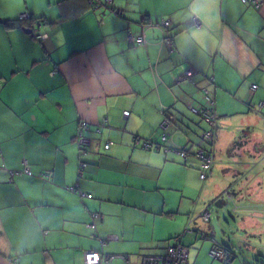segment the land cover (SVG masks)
Here are the masks:
<instances>
[{"label":"crops","instance_id":"0c3cea01","mask_svg":"<svg viewBox=\"0 0 264 264\" xmlns=\"http://www.w3.org/2000/svg\"><path fill=\"white\" fill-rule=\"evenodd\" d=\"M259 1V7L241 0L8 2L7 16H0V264H84L86 251L162 255L173 236L185 234L211 236L205 238L209 249L213 241L227 243L216 239L211 207L225 205L224 197L238 206L246 196L257 199L264 181V158L255 150L264 142ZM20 13L30 21L6 25ZM130 34L144 44L131 43ZM190 67L191 81L181 80ZM204 89L218 115L216 139L207 143L215 161L207 175L212 183L192 204L200 162L175 150H195L198 130L206 127L188 109L204 103ZM165 113L174 118L164 144L172 150L136 145L135 138L161 145ZM80 120L90 127L84 157L74 139ZM226 152L241 163L253 158L257 171L215 169L226 162ZM80 161L86 164L82 173ZM171 169L190 182L176 183ZM173 189L191 202L189 215L178 221L166 195ZM205 189L218 193L213 201L219 204L209 203V195L201 203ZM237 208L234 214L246 212ZM247 216L225 221V229L254 223Z\"/></svg>","mask_w":264,"mask_h":264},{"label":"rangeland","instance_id":"374dc122","mask_svg":"<svg viewBox=\"0 0 264 264\" xmlns=\"http://www.w3.org/2000/svg\"><path fill=\"white\" fill-rule=\"evenodd\" d=\"M10 1L11 0H0V16H7L8 13L4 10L7 8L6 5ZM20 15L21 13L17 15V18H19ZM3 22L4 21H1L0 25L4 26V24H2ZM1 39L2 36L0 35V44ZM2 46H5V43L3 41ZM198 131V140L193 144L194 149L195 146H200L205 149L210 148V146L207 145V143L204 142L201 138V134L203 131L201 126ZM255 150L259 151L261 156L264 158V142L262 144H256ZM224 156L227 157L226 162L220 165L218 164L215 169H219V171H221L222 168H224L225 170L233 169V171H235L236 173H244V175H248L249 173L257 171V168H255L256 164L253 163V158L250 159L249 156V160L245 159L244 163H241V161H233V156L229 152H226V155L223 154V157ZM192 159H189V162H191ZM259 168L264 169V160L262 163H260ZM261 172H263L262 177H264V170H262ZM197 173L199 182H194L193 180L191 181L193 191L192 193L193 196H195L192 198V204L195 203L196 199L194 198H197L200 189L208 184V182L212 183L211 179L207 177L205 180H203L200 178L199 171ZM169 174L176 183L180 184L187 183L188 181L190 182L189 175L188 177L186 176L188 178L187 181V179L183 177V174L178 173L174 169L169 170ZM226 180L230 181V179ZM219 182L222 183L221 180ZM258 189L261 191V197H257V199H255L254 197L249 200L247 199L248 196H246L244 197V201L239 204L240 206H238L237 203H234L233 200H229L228 198L224 197L223 200H225L226 202L225 205L220 208L216 205L211 207L212 217L210 222L215 227L214 230L216 231V239L219 241L227 242L226 244L231 248V251L234 254L233 258L230 261L225 262L213 259L208 254L209 246L207 247V244L210 242V240L202 238L194 240L192 239L193 236L185 234V236L182 238V242L189 248V264H264V181L263 183L259 184ZM217 194L218 193H215L213 195L211 189H205L203 195L201 196V203L204 202L207 195L210 196L208 201H210L209 203H211L215 199V196H218ZM166 195H168V202L170 203V206H173L175 208V213L173 214V216L176 218V221L181 218L182 214L189 215L191 202L187 199L186 196L181 195L178 189L168 191L166 192ZM235 206H237L238 208L234 212H238L239 207L242 210L245 209L246 212L239 211L240 213L234 214L233 208ZM221 210H224V213L221 214V212H219ZM249 210H254V212H249ZM247 215H250L249 217H252V220L254 221V223L249 222V225L251 227H249V225H246L245 228L235 226L233 228L225 229V221L232 224V221H239L240 219H242V217L247 218ZM221 228L224 230V232Z\"/></svg>","mask_w":264,"mask_h":264},{"label":"built area","instance_id":"2783aa9c","mask_svg":"<svg viewBox=\"0 0 264 264\" xmlns=\"http://www.w3.org/2000/svg\"><path fill=\"white\" fill-rule=\"evenodd\" d=\"M91 1V0H90ZM243 3H250L255 7H259L261 1L259 0H241ZM29 18L27 13L21 14L19 16L20 20H26ZM196 22V20H195ZM167 21H163L162 25L166 26ZM40 37V36H38ZM128 40L137 45H143L144 39L142 36H133L129 35ZM164 42L167 45H171V39L165 38ZM194 68L190 67L187 69L181 76V80L191 81L192 76L194 75ZM256 85L252 86L254 90ZM204 103L202 105L189 104L188 109L198 115L202 121L205 123V129L202 131L201 138L204 142L212 145L216 139L218 115L215 109V101L209 92L204 89ZM129 112L124 111L123 115L128 116ZM173 116L169 113L164 114V118L160 124V140L161 145L153 141L152 139L140 140L135 138L134 142L136 145H141L144 149L152 150H162L167 153L170 152L168 146L164 145L169 137L168 128L173 123ZM90 129L86 121L80 120L77 125L76 134H75V143L77 144L79 155L84 157L88 153V148L90 146V139L86 137V132ZM96 131H100L99 128ZM110 143L104 145L105 149L109 148ZM181 157L186 158L192 154L200 162V178L206 179L209 171L211 170L214 164V155L213 152L209 149L196 146L195 150L191 151L190 149H178L175 150ZM86 167L85 162L80 161V169L82 170ZM25 173L31 174L27 169ZM42 177L48 178L47 175L41 174ZM69 191L78 194L81 197L91 198V194H86L81 192L76 186H71L68 188ZM225 195L229 196L228 193ZM200 218L204 222H208L210 219V210L208 208L203 211L200 215ZM192 220L189 221L191 223ZM188 231V230H187ZM208 254L211 258L217 259L220 261H228L231 257V253L228 251L227 247L223 243L213 241L211 247L208 251ZM188 257V248L182 243V236L177 235L171 239V243L167 246L166 252L162 255H144V254H126V255H113V254H103L98 251H86L84 253V264H187Z\"/></svg>","mask_w":264,"mask_h":264},{"label":"trees","instance_id":"16d2710c","mask_svg":"<svg viewBox=\"0 0 264 264\" xmlns=\"http://www.w3.org/2000/svg\"><path fill=\"white\" fill-rule=\"evenodd\" d=\"M146 18V17H145ZM27 20H29L30 21V16H29V18L28 19H26V20H20L19 18H17L16 20H13V21H6V25L7 26H9V27H22V26H24L26 23V21ZM147 20V18L146 19H144L143 21H146ZM219 200L220 199H217V200H215V201H213L215 204H219ZM202 238H211V236H209V235H207V234H205V235H203V237ZM223 244H225L226 245V247H227V249H228V251L230 252L231 250V248L226 244V243H223ZM231 253V257L228 259V261H230L232 258H233V256H234V254L232 253V251L230 252Z\"/></svg>","mask_w":264,"mask_h":264}]
</instances>
